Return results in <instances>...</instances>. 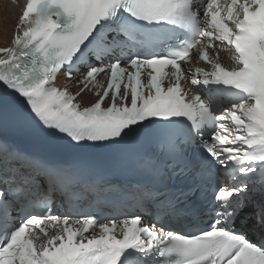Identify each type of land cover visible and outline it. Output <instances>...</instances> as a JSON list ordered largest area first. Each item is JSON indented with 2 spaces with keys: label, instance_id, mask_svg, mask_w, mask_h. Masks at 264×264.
Returning <instances> with one entry per match:
<instances>
[{
  "label": "snow or ice",
  "instance_id": "obj_1",
  "mask_svg": "<svg viewBox=\"0 0 264 264\" xmlns=\"http://www.w3.org/2000/svg\"><path fill=\"white\" fill-rule=\"evenodd\" d=\"M81 67L79 91L57 86ZM10 126L76 153L139 143L152 182L112 207L111 181L21 151ZM249 231L264 236V0H26L0 47V264H264Z\"/></svg>",
  "mask_w": 264,
  "mask_h": 264
},
{
  "label": "bare ground",
  "instance_id": "obj_2",
  "mask_svg": "<svg viewBox=\"0 0 264 264\" xmlns=\"http://www.w3.org/2000/svg\"><path fill=\"white\" fill-rule=\"evenodd\" d=\"M6 8L8 9V5L0 2V42L4 40H9L12 34L11 22L15 15V9L13 8L12 10L9 11L10 16L6 20L4 18L5 16H7ZM3 9H6V10H3Z\"/></svg>",
  "mask_w": 264,
  "mask_h": 264
}]
</instances>
